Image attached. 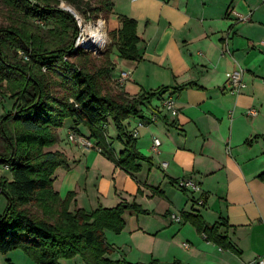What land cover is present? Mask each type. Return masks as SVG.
Listing matches in <instances>:
<instances>
[{
    "label": "crops",
    "instance_id": "crops-1",
    "mask_svg": "<svg viewBox=\"0 0 264 264\" xmlns=\"http://www.w3.org/2000/svg\"><path fill=\"white\" fill-rule=\"evenodd\" d=\"M111 1L113 9L104 22L107 35L122 26L121 17H129L136 20L140 37L138 60L113 50L116 77L129 72L121 90L139 96L169 87L165 94L176 99L180 114L162 112L168 117L139 128L136 148L149 160L139 162L138 172H127L100 151L74 146L67 138L75 163L56 170L54 183L61 180L55 189L63 197L77 194L72 210L86 208L79 200L86 195L93 205L137 203L146 211L126 210L120 234L106 230L115 248L106 257L116 264H244L264 255V0ZM237 68L244 69L246 82L238 94L226 85L228 73ZM163 96L146 101L142 114L162 109ZM251 109L255 114L248 113ZM139 119L126 120H133L130 130ZM64 123L67 135L90 136L73 118ZM117 137L125 143L119 132ZM155 138L161 141L158 151L153 149ZM108 141L117 154L125 149V144L116 148ZM59 145L46 150L68 153ZM92 175L97 184L89 191ZM182 177L192 178L202 191L181 189L176 181ZM200 196L203 205L194 200ZM175 213L180 222L171 218ZM185 215L217 224L230 244L206 239ZM7 260L30 264L27 259ZM60 263L87 264L80 255Z\"/></svg>",
    "mask_w": 264,
    "mask_h": 264
},
{
    "label": "trees",
    "instance_id": "trees-1",
    "mask_svg": "<svg viewBox=\"0 0 264 264\" xmlns=\"http://www.w3.org/2000/svg\"><path fill=\"white\" fill-rule=\"evenodd\" d=\"M60 1L0 0L12 15L8 25L0 26V105L6 95L15 100L11 111L0 113V165L7 166L12 176L0 178V199L7 201L0 213V252L20 248L37 264H61V258L77 255L87 264H116L106 257L115 250L106 239V230L121 233L126 226V210L146 211L128 202L91 211L81 207L72 210L75 192L63 197L54 188L56 170L70 169L68 158L61 151L46 148L60 141L58 129L67 118H73L77 124L91 128V137L105 157L127 172H138L139 162L149 159L137 150L136 138L124 122L130 116L146 118L142 114L146 101L163 96L169 87L139 96H130L121 89L102 93L100 80L111 78L114 48L123 58H141L137 22L120 18L122 26L109 32L113 47L103 54L105 65L91 71L86 51L72 50L79 28L74 15L58 6ZM99 3L92 10L112 11L111 0ZM34 18L50 28L31 25L30 19ZM19 49L29 56L28 61L18 58ZM66 55L79 58L82 65L66 61ZM44 67L50 74L63 77L54 80L43 71ZM53 84H59L67 93L55 95ZM109 118L125 138V149L120 154L101 129ZM185 220L191 221L206 239L222 246L230 244L219 234L217 224L210 226L199 215H185Z\"/></svg>",
    "mask_w": 264,
    "mask_h": 264
},
{
    "label": "rangeland",
    "instance_id": "rangeland-1",
    "mask_svg": "<svg viewBox=\"0 0 264 264\" xmlns=\"http://www.w3.org/2000/svg\"><path fill=\"white\" fill-rule=\"evenodd\" d=\"M74 1L70 2L69 0H61L58 6L60 8H62V9H64V10H66V11L71 12L74 15V17L76 19V22L78 24V28H79V33H78L79 36L81 34H84L83 39L85 41H88L89 39L86 37L87 34H86L85 30H84L85 27H83V24H85V25L86 24H94L95 27H98L100 24L105 22V18L108 17L109 13L107 11L95 12L94 10H92L93 8L99 7V5H100L99 1L100 0H74ZM70 7L72 8L73 11L71 10ZM75 12H76V15H78L80 17L79 20L76 18V15L74 14ZM11 19H12V15L10 13V10L4 4L0 3V26L8 25L10 23ZM30 23H31V25H35V26H39V27L41 26L45 30L50 28V26H48L45 22L40 21V20L35 19V18L34 19H30ZM104 25H105V23H104ZM106 26L109 28L110 27V23L107 24ZM105 33H106V36L102 37V39L100 38L98 40L99 43H95V44L92 45L93 41L90 40L91 42H89V43L91 45L88 44V46L86 45V46L82 47L86 51V53L89 55V60H88L89 61V65H88V67H89V69L91 71H95L99 67H102L103 65H105L106 56H103V54L105 53V51L109 47H113V40L111 39L110 34L108 33V35H107L106 30H105ZM78 37L75 38L74 44L77 43ZM18 55H19L18 56L19 59H22L24 61H28L29 60V56L26 55L23 52V50L19 49L18 50ZM111 57H112V54H111ZM64 59H65V57H64ZM68 61H73V62L77 63L79 66L82 65L81 62H80V59L77 58V57H70L69 56ZM43 71L49 73V71L45 67L43 68ZM114 71L115 70L113 69L111 74H110V76H111L110 79L103 78L102 80H100L102 93H106L109 90H111V91L112 90H115V91L118 90L119 91L121 89V86L117 85V83H116V75L114 74ZM58 73L61 74L60 72H58ZM50 75H52V78L54 80H57V81H60L61 78L63 77L61 75H60L61 78L58 77L57 75H54V74H50ZM53 85L54 86H52V90H53V93L55 95H60L61 96V95L65 94V93H67V91L63 87H61L59 84H56V85L53 84ZM69 101L72 102L73 101V97L70 96L69 97ZM14 103H15V100L10 98L8 95H6L3 98L2 102H1L0 113L3 114L5 112H7V111H11L12 108H13ZM142 112H147V107L146 106L142 107ZM132 121H130V120L126 121L127 122L126 126L128 127L127 128L128 131L130 130V127H133V123H132V125H130V122H132ZM64 124H63L62 127H60L62 131L59 130L60 128L58 129V132L60 134V141L58 143L60 144L59 147H60L61 150L68 151V153H66V152H63V153L67 156L68 161H69V165H71V164L75 163V161H73L71 159L73 157V149L70 146V144L68 143V140H67L68 135H67L66 129L64 128L65 127ZM80 124H82V128L86 131L87 134L90 133V136H88V137H91L92 136L91 135V128L88 125H85L83 123H80ZM106 136H107V138L109 137V140L113 142V145L116 148H118V146H120V144H125V143H122V141L120 139H118V137H117L118 136V129H117L115 123L113 122V120L110 121L109 126L106 129ZM91 138H93V137H91ZM58 143H56V144H58ZM74 146H76V145H74ZM77 169H79L81 172H83V170H84L85 174L87 172V169L80 167V165L78 166ZM56 173H57V171L55 172V174ZM2 177H7L8 179L12 178L11 173L9 171V168L7 166H5V165H0V178H2ZM60 180H61V177H58L57 181H55V183H54V188L58 189L60 187V185H59ZM81 182H82V187H84L83 183L85 181H84L83 178H82ZM57 183H58V185H57ZM95 184H97L96 180H95V176L92 175L90 180L87 183V188L89 189V191L90 190L92 191V189H94V187L96 186ZM71 186L73 187V185H71ZM76 195H75V198H74L75 202H76ZM93 195H94V193H93ZM79 200L86 207L84 209H86L88 211L92 210V209H95L96 207L103 206V205H100V204L93 205L92 201L89 200V198L86 195H82ZM6 205H7L6 199L4 197H1V199H0V213H3L4 209L6 208ZM76 207H78V205ZM113 233L117 234V233L112 231V234ZM6 254H3V253L0 252V264H10V261L7 260L8 258H11L14 263H18L20 261L22 262V261H25L27 259L28 263L37 264L35 261H33L24 252V250H22L20 248L8 252L7 255Z\"/></svg>",
    "mask_w": 264,
    "mask_h": 264
},
{
    "label": "built area",
    "instance_id": "built-area-1",
    "mask_svg": "<svg viewBox=\"0 0 264 264\" xmlns=\"http://www.w3.org/2000/svg\"><path fill=\"white\" fill-rule=\"evenodd\" d=\"M76 15V12L74 13ZM76 18L79 20L80 17L78 15H76ZM79 36V34H78ZM77 36V37H78ZM84 34H81L78 37L77 43L74 44L72 50L75 52L77 51V49L82 48L84 46H88L91 45L89 42L90 39L88 41H85L83 39ZM92 45L95 43H99L98 41L92 40ZM262 43L264 44V40L262 41ZM69 55L65 56V60L68 61ZM129 79V72L127 71H120L118 76L116 77V83L119 86H123L125 81ZM226 85L227 88L229 89L230 92L232 93H241L245 87H246V82L244 80V69L242 68H237L231 72L228 73L227 75V81H226ZM161 108H156L148 117L144 118V119H139V121L137 122V125L130 130V135L133 138H137L138 134H139V128L148 124V123H155L157 121H159L160 119H164L166 117H168L167 115H164L163 113L166 112L168 113L171 117H177L180 114V110L176 105V99L171 95V94H165L162 99H161ZM163 110V111H162ZM163 112V113H162ZM249 114H255V110L251 109L250 111H248ZM108 125L107 124H103L101 126V129L103 131H105L106 133V129H107ZM68 139L71 143L78 145L80 147L83 148H93L96 149L98 151H102L101 147H99L96 143V140L88 137L86 135L77 133L75 131H71L68 135ZM161 146V141L159 138H155L154 139V146L153 149L158 151L159 148ZM164 165H166V163H164ZM177 185L192 194L195 193H200L202 191V187L199 183H197L196 181H194L192 178H188V177H182L180 179H178L177 181ZM194 200L196 201V203L198 205H203L204 203V197L200 196V197H196L194 198ZM171 218L176 221V222H180L182 220L181 216L179 214H172ZM186 246H188L187 243H185ZM244 264H264V255L251 260L249 262H246Z\"/></svg>",
    "mask_w": 264,
    "mask_h": 264
},
{
    "label": "bare ground",
    "instance_id": "bare-ground-1",
    "mask_svg": "<svg viewBox=\"0 0 264 264\" xmlns=\"http://www.w3.org/2000/svg\"><path fill=\"white\" fill-rule=\"evenodd\" d=\"M83 27H85L86 37L90 40L98 41L100 38L102 39V37L106 36L104 23L100 24L98 27H95L94 24H83Z\"/></svg>",
    "mask_w": 264,
    "mask_h": 264
}]
</instances>
